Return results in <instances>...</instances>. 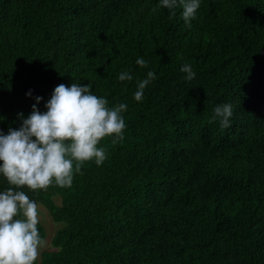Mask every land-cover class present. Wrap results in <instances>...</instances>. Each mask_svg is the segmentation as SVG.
<instances>
[{
	"label": "trees",
	"instance_id": "16d2710c",
	"mask_svg": "<svg viewBox=\"0 0 264 264\" xmlns=\"http://www.w3.org/2000/svg\"><path fill=\"white\" fill-rule=\"evenodd\" d=\"M172 11L160 0H0V132L18 129L36 96L46 112L60 84L128 106L123 139L98 144L102 165L84 162L71 187L22 189L61 223L34 264H264V0H200L190 27ZM224 103L227 128L211 120Z\"/></svg>",
	"mask_w": 264,
	"mask_h": 264
},
{
	"label": "clouds",
	"instance_id": "9594fccd",
	"mask_svg": "<svg viewBox=\"0 0 264 264\" xmlns=\"http://www.w3.org/2000/svg\"><path fill=\"white\" fill-rule=\"evenodd\" d=\"M160 5L173 10L172 15L176 7H182V17L190 27L200 0H160ZM136 63L141 68L148 66L142 57ZM180 71L186 73L185 80L195 78L187 63ZM155 78L154 71H148L145 79L137 81L136 101L143 99L145 88ZM118 79L131 81L133 76L123 71ZM90 87L89 83L60 84L45 104L46 112L37 108L42 97L36 96L37 104L32 105L29 116L18 114L20 127L9 128L7 134L0 132V175L9 185L0 191V264H34L45 243L37 228L38 205L22 189L46 190L53 182L71 187L74 171L80 173L84 162L94 160L100 166L105 161L106 149L98 147L103 138L115 134L123 139L126 124L122 114L127 104L109 107V101L93 94ZM213 112L212 121L218 119L221 128L230 126L231 104H219Z\"/></svg>",
	"mask_w": 264,
	"mask_h": 264
},
{
	"label": "rangeland",
	"instance_id": "374dc122",
	"mask_svg": "<svg viewBox=\"0 0 264 264\" xmlns=\"http://www.w3.org/2000/svg\"><path fill=\"white\" fill-rule=\"evenodd\" d=\"M56 201L59 202V199L57 198ZM37 205H38L39 220L42 222V224L44 225V227L46 229V236H45V238H43L45 243L42 247H40L38 249L39 255H40L42 250L52 248L51 239L54 235V232L59 227H61V223H57V222L52 220L51 215H50L49 211L47 210V208H45L43 205H41L39 203Z\"/></svg>",
	"mask_w": 264,
	"mask_h": 264
}]
</instances>
